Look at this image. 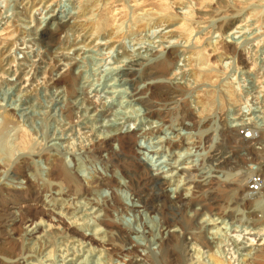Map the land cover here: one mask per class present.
Here are the masks:
<instances>
[{
    "label": "rangeland",
    "instance_id": "374dc122",
    "mask_svg": "<svg viewBox=\"0 0 264 264\" xmlns=\"http://www.w3.org/2000/svg\"><path fill=\"white\" fill-rule=\"evenodd\" d=\"M22 1L23 0H0V20L3 21L2 23H0V26H2V28H5V30L0 31V51L4 52L1 59L2 58L4 59L5 57H7V59H12V58L15 59V63L14 65H12L13 68H11V70L9 69V72H11V74L7 73L4 75V77L5 78L7 77L8 79L7 80L0 79L1 81L0 106L3 107L5 105L6 106L12 105V103H14V105L12 106L19 109V110L16 109L14 111L17 113V116H19L20 118L23 115L24 112L23 108L25 107L26 104V102L24 103V101L27 99L28 103L26 106L27 107L31 106L30 109L28 110L31 111L32 115L31 114H29L28 116L23 115L25 117L24 118L25 120L22 119L23 116L21 117V119H18L17 117V121L9 122L7 124L6 121L7 118L3 115V112L0 109V181L1 182L3 181V183H7V184H12V183L17 184V182L20 181V178H21V182L24 180V176H20V175L18 176L15 173V167H17V165L20 164V162L24 159V157H26L29 160L30 162L29 165H31L30 167L32 168V169L30 168V171L28 170L27 173L32 172L36 175L37 181L39 182L44 181V178L46 179L49 177L48 169H50L49 168L50 166L48 164L49 162L47 161L45 154L46 155L59 154L63 158V163L65 164V166L69 167L68 169L73 172V175L74 173H76L74 171L75 167L78 169L79 171L78 173H80L79 178L82 177L81 174H84L83 175L84 177H82L81 179L87 178V176L90 177V175L94 174V172L97 169H98L97 171L103 170L105 172L104 165L98 160V158L96 157L97 158L96 159L94 158L95 156L92 157L90 154H87L88 148H91L92 145L95 144V142L101 139H106L107 137L112 135V133L113 134L116 133L118 131V128H120V126H124V129L130 127L131 131H136L139 128H144L148 124L147 123L148 118L144 117L146 116L145 111H147L148 106L144 103L142 104L137 101H132V98L129 97V95H127L130 92H133V87H132L133 84H131V82L128 81V77L123 75L122 74L123 72H121L127 60L124 57H128V55H130V57L136 56V58H138L139 56L140 58V56L142 55V58L145 61H149L151 59L153 60L154 57L156 58L159 55L160 51H161L160 54H162L161 47L163 46V44L164 46L172 45V44L181 45L180 46L181 52L179 53L180 58H178L179 61L177 60V66H176L177 69L179 68V70H177L179 72L175 70L173 72L164 73L166 74L165 77L169 78V81L171 80L170 81L171 84L170 83L166 84L165 85L166 87L164 86V88H167L168 89L167 91L169 93L170 92L177 94L180 93L181 95L180 97L185 101H187L188 104L187 113L181 112L183 116H187V117L190 116V111H189L190 108L192 106H197L200 118L203 123L201 129H202V138L204 142L207 140V137H210L211 139V141H209V144H212L213 139L214 140L216 139L215 144L216 142H220L222 139H224V135L222 133L224 128L225 127L232 128L234 125L236 126L237 123L238 124L240 123V119H238V117H240L241 114L245 116L244 112H245L246 93L245 91L240 90L238 83L239 81L242 82V80L240 79L242 75L239 72L240 70L235 72L236 68L234 70L235 66L232 64L233 59L232 60L224 59V61L222 62V58L225 57L226 53H228L227 51L233 50L232 47H226V43L229 44V40L230 41L238 40V42H241V40H244V38L250 40L249 43L248 42L243 44L239 43L240 47H242L243 49L245 48L244 50L245 52L247 53L249 52L250 56L253 55L252 53L259 51L261 52V54H264V0H247V1L231 0L234 3V5L230 7L231 9L230 11L232 13L228 12L227 14L240 16L241 19L243 18L245 19V16L248 18L249 16V19H247L246 21L243 20L246 23L245 29L243 31H247L246 32L247 34L245 33L244 36L241 37L242 39L238 38L241 33H235L234 35L237 36L235 39L233 38L234 35L232 37L230 36L226 37V39H223V37H221V34L227 30L226 24L227 22L230 21L229 19L231 17H229V19L227 18L224 19L223 16H225L226 14L220 12L214 14L213 18H209V19L206 18V20H204L203 22L199 24H195L194 30L190 35L181 34L179 35V37H176L175 39L174 38L164 39L165 33L163 29L165 28V26L159 25L158 18L160 15L158 14L163 11V8L167 2H174L171 8L169 9L170 12L185 13L187 11L188 12L193 11L192 9L196 10L197 9L196 7L203 8V6L205 5L209 6V4L213 6V4L217 0H191V1L184 0L182 5L179 4L177 0H55L54 4H56L57 11L59 12V17L60 14L61 17L62 15L63 17H66V15L68 17L72 13H73L72 15H77L78 13H81L84 8L88 9V14L86 15L87 18L85 17V20L86 21L88 20L87 22L90 24V26L96 25V27H98V24L103 25L102 30L96 28V30L94 31V35L92 36L93 38L97 34L103 32H106V34H108V32H111L113 33V36H118L120 33V35L118 36L120 42L117 43V45H115L114 47L111 46L94 47L93 46L94 44H91L86 47L85 44H83L82 41H80L82 38V34L76 33L74 31L61 32L60 34H57L55 36L56 39L54 38L53 42L45 41L44 38L40 36L39 34L40 32L38 28L39 26H41V23H43L46 17L48 16V9L50 7L45 8L43 6H39V7L36 6L37 8L34 7L35 8L34 9L33 6L29 5L28 8H25L24 4H21ZM249 6L250 8H248ZM243 21L241 23L244 24ZM251 25L252 26L254 25L256 30L254 29V26L251 27ZM258 27L259 30H257ZM157 30L159 33L157 32ZM247 36H249L250 39H248ZM198 37L200 42H198L197 40ZM100 41L103 42V39L101 38ZM80 45L82 46V48L84 46L85 49L81 48L82 49V50L80 49L81 51L80 50L77 51V48H79ZM194 46L195 47L200 46V47L194 50ZM90 49H92V51H90ZM93 49L96 52L93 51ZM123 52H125L126 54H122ZM245 52L243 53V56H246ZM62 54L67 55L69 58H63ZM85 54L89 55V58ZM13 55L15 57H13ZM83 56H87L86 57L87 60H83L82 59ZM92 56H94V58H92ZM151 56L154 57L152 58ZM159 57L162 58V55H159ZM239 57L237 61L241 60ZM117 58L119 59L122 58L121 62ZM7 59L5 60V63L6 61H8ZM68 60L72 62H77V64L76 65L73 64L72 66L69 65L67 66ZM5 63H4L5 68H10V65ZM54 65L57 66L55 68H52ZM21 66L24 68H22ZM223 66H225V68ZM12 69L14 70L16 69L18 71L17 73L18 75L22 74L23 72L28 73L25 76V78L28 79V82L26 83L25 87H27L30 82H32L33 85L31 84L29 86V89H27L28 87L22 89L23 91L21 92L14 91L13 95L7 92L6 89H8L10 86L8 85V83L15 81L18 76L17 74L14 75V70ZM256 70L257 69L253 70V72H255ZM243 71L245 70L243 69ZM260 72L262 74V77H264V68ZM36 76L38 77V79H36L37 78ZM62 78H65L66 80L69 81H64ZM55 79L59 80V84L56 85L52 84V82L55 81ZM3 80H5V82ZM138 84L141 85L143 84V82L138 81ZM180 84L186 86L183 87L175 86ZM114 89L116 91H114ZM151 92L152 91H149V93ZM7 93H9V95ZM50 93L51 94L53 93L51 95V98H50ZM52 96L55 98L56 97L57 98L60 97V98L57 99L58 101L51 102ZM79 98H81L80 99L81 101L79 100ZM163 98H165V96L156 95L155 98L151 99V104L154 106L153 110H155V112H158L160 111L161 108H164L163 106L164 103L162 102ZM79 102H81V105H79L80 104ZM15 103H17L18 107L17 105H15ZM164 114L165 112L162 115L164 116ZM30 115L31 117L29 118ZM49 115L50 117L48 118L47 116ZM50 118L53 119L51 120ZM23 129H26L29 134V143L25 147H23L20 142V135ZM138 144L139 147L140 144L143 147H146L148 146V140H144V138L141 137L138 140L137 145ZM114 146L116 148H119V143L117 141L114 142ZM129 152L131 151L128 150L126 153L128 154ZM131 154L132 152L129 154V156ZM80 163L84 165H81ZM219 175L221 174L219 173ZM121 192L125 195L127 191L126 192L121 191ZM231 192H232L231 188L226 187V189H222L220 200L224 201L223 203L218 204V202L215 201L216 199L210 202V200H206V195L203 194L202 197H200V199H196L195 201H193V203L187 205H190L191 207V205L194 204L193 209L195 207H200V208L202 207L201 209L202 211L204 210V212L209 210L215 211V209L217 210L218 208L221 211H228L229 207L231 206L235 207L236 205L235 203H233V205L231 206L229 205L232 203L230 201ZM107 193L109 194V191H107ZM214 197L216 198L215 193H214ZM42 198L44 199L45 197L42 196ZM48 200L49 199H47V201ZM128 202H131V199L129 197H128ZM257 202L258 204L261 203V205H257ZM76 203L78 205L83 204L79 200H77L75 204ZM169 205L171 206L172 204L169 203ZM262 206L264 208V194H263V198L256 199L254 201L245 200V210L242 207L239 208L242 211H245L243 216L248 217V215L250 214L246 212H249L252 215L254 214V212H259ZM146 211L144 209L142 213L133 212L130 214V216H128V218L131 221L134 219L133 223H130V225H132L135 230V232H132L130 234V239L135 245H137L136 246L137 252L142 256L143 254L151 255L150 253L153 251L155 255L152 252V256L159 257L163 249V245L161 243L153 240L156 238L154 237L153 234L147 235V233L145 234L143 233V230H146L144 228L145 227L144 224H147V226L151 228L155 224L158 225V223L159 225L161 224L163 228H165L166 226H169L171 229L179 228L180 231L174 232L173 235L169 236L168 238L171 241V244L173 243L181 244L182 241L184 242L183 237L185 238L188 237L190 238L191 236L193 237V233L198 232L200 230V227L195 226L196 224L201 226L202 224H205L211 220L206 215L207 212L205 214L203 213L202 215H198L197 217H193V218L170 219V218H165V215L163 213L161 214L158 212L149 213V211L147 213ZM82 212H83L82 209L80 211L71 212L72 217L66 218V222L68 221V224L71 225L73 221L74 222L77 221L78 223L77 227L78 228L80 227L79 230H81V232L86 233L88 231L87 232L88 234L93 233L95 237L98 236L97 238L107 235L105 234L106 232L103 233L106 228H109L107 230L116 231V228L114 227V225L111 224L112 222L110 221H113L114 223L117 217H115V215L113 214V212H111V210L109 212L110 220L107 221L108 226L98 223L97 221L98 218L95 215L96 213L85 216L84 213ZM128 213H125L123 215L121 214L120 219L122 220L123 217ZM15 215H18V212ZM92 215L96 217H93ZM240 216L242 215H239L238 217ZM83 217L85 219L87 217L88 218L87 220H83L84 219ZM49 218L50 217L48 215H45V213L43 214L39 213L37 215L35 220L38 219L37 221H41L42 224H44L40 229L41 233L44 232L46 233V229H48V226L45 225L48 224L49 220L47 221V219ZM55 218L57 217L55 216ZM245 219L247 218L245 217ZM116 220H118V218ZM209 223L210 222H208L207 224ZM29 225L30 223L28 222H26V224L25 222L22 224L23 233L24 231H26V229L30 230L31 228H33L32 226H34L35 224H33L30 227ZM71 226H75V225L72 224ZM260 226L264 227V225H260ZM102 228H104V230ZM153 228L155 229V227ZM213 230H215L213 225H207L205 229L207 235ZM217 230L219 229L217 228L216 231ZM239 230H241V228H239ZM181 232H184L183 236ZM232 233L233 232L229 231L228 234H232ZM38 234L40 233H36L35 235ZM61 235H63V237H59V236L57 237L58 240L56 242V245H54L53 247V250L50 255L51 257L48 255H45V257L43 256V258L38 257L37 260L35 259L36 261L34 260L35 262L33 261V264L35 263L36 264H120V263L123 264L124 258L125 259L129 258V256L114 255L113 257L114 261L109 262L107 261L108 259L106 257L105 259L103 258L105 251L104 252L99 251V249H101L102 246L100 247L97 246V248H95L94 251L93 249H91L94 248L93 247L94 245L93 246L81 245L80 247V244H78L77 241L72 242L73 239H71V237L70 238L68 237L72 235L71 230H65L63 233H61ZM197 236H198L197 239L199 241L204 240V239L202 240V238L199 237V234H197ZM107 237L108 235L104 236L103 238L107 239ZM227 238H228L227 241L229 243H232V241L229 240L232 239V236L229 235ZM135 240H137V242ZM25 241L29 242L26 239ZM185 243H186V239H185ZM199 245H200L199 246L200 250L198 249L194 252L193 249L192 254L197 259L200 258L199 256H203V259L200 260L201 262L202 260H204L206 264H214L213 259H215V255L217 254H218L217 256H220V255H225L228 252V257H230V255L232 254L231 256H236L234 257V259H236L240 252L236 250V248H233L232 250L231 246L223 247L224 243L219 248H215V249L213 248L208 252H204L206 251V249L205 250L203 249V246H201L202 243H199ZM81 249L84 250L82 251ZM6 251H7L6 249L0 248V256H2V258L4 257L6 258V259L4 258L5 261L3 259L4 264H8L7 259L10 258L9 257L10 255L5 254ZM23 252H25V250ZM13 253L14 254L19 253L20 255L21 250H16V252ZM27 253L28 251L26 252V254ZM211 253L215 254L214 258L213 256L208 257L209 254ZM178 254L180 255V262L182 261L183 264H191L190 263L191 261L187 258L186 253L178 252ZM205 256L208 258H206ZM72 258L74 263L70 261V259ZM64 259H66V261H64ZM184 259L186 260L184 261ZM159 261H160L159 264H165V262L162 261L160 257H159ZM237 262L238 261H236L235 264L239 263ZM256 262L258 264H264V259L258 258ZM149 264H157V263L150 262Z\"/></svg>",
    "mask_w": 264,
    "mask_h": 264
},
{
    "label": "bare ground",
    "instance_id": "6f19581e",
    "mask_svg": "<svg viewBox=\"0 0 264 264\" xmlns=\"http://www.w3.org/2000/svg\"><path fill=\"white\" fill-rule=\"evenodd\" d=\"M177 1L181 5L184 2V0H177ZM189 1H191V0H189ZM242 1H247V0H242ZM54 2H55V0H23L21 3V4H24L25 8H28L29 5L33 6V8L36 6H38V7L43 6L45 8L50 7L48 9V16L46 17L45 21L43 23H41V26H39V28H38L39 32H40L39 33L40 36H42L45 41L53 42L54 38L57 34H60L61 32L74 31L76 33L82 34V38L80 41H82V43L85 44L86 47L91 45V44H94L93 45L94 47H98V46L114 47L115 45H117V43L120 42L118 39V36L120 35V33L118 36H113V33H111V32H108V34H106V32H103V33L97 34L94 38L92 37L94 35V31L96 30V28H99L102 30L103 25L98 24V27H96V25L90 26V24L87 22L88 20L87 21L85 20V17L88 14L87 8H84L83 11L81 13H78L77 15H72L73 14L72 13L71 14L72 16L70 15L67 17V15H66V17H63V15H62V17H61V14H60V17H59V12L57 11L56 4H54ZM56 3H57V1H56ZM173 3L174 2H167L163 8V11L158 14V15H160L158 18L159 19V25L165 26V28L163 29V31L165 33L164 39H166V38H174L175 39L176 37H179V35H181V34L190 35V34H192V32L194 30L195 24H199V23L203 22L204 20H206V18H208V19L213 18L214 14H216L218 12L226 14L225 16H223L224 19L225 18L229 19V17H231L229 19L230 21L227 22V24H226L227 30L226 31L224 30L225 32L221 34V37H223V39H226V37H229V36L232 37L235 33H241L240 36L238 37V38H241L247 32V31H243L245 29V26H246V23L243 20L246 21L247 19H249V16H248V18L245 16V19L244 18L241 19L240 16H234L232 14H227L228 12H231L230 7L234 5V3L231 0H217L213 4V6H211L209 4V6L205 5V6H203V8L196 7L197 11L192 9L193 11H191V12L187 11L185 13H182V12L172 13V12H170L169 9L171 8ZM245 6H247V5H245ZM177 7H179V6H177ZM248 8H250V6ZM248 8H247V10H248ZM29 9H31V8H29ZM179 9H182V8H179ZM176 11H178V10H176ZM251 15H252V12H251ZM2 17H4V16H2ZM214 18H216V17H214ZM219 18H221V17H219ZM242 21L244 22V24L241 23ZM2 22L3 21L0 20V23H2ZM253 26L251 25V27H253ZM254 29H255V26H254ZM1 30H5V28H2V26H0V31ZM165 30H167V31H165ZM257 30H259V27L257 28ZM260 31H261V29H260ZM157 32H158V30H157ZM249 36H247L248 39H250ZM236 37L237 36H235V35L233 36L234 39ZM101 38L103 39V42L100 41ZM24 39H25V37H24ZM30 40H32V39H30ZM76 40H78V39H76ZM197 40H198V42H200L199 37L197 38ZM249 41L250 40H247L245 38H244V40H241V42H238V40L237 41H235V40L230 41L229 40V44L226 43V47H232L233 50L230 49L232 51H227L228 53H226L225 57L222 58V62L224 61V59H230V60L233 59L232 64L235 67L233 65L232 66L234 67V70L236 68L235 72L240 70L239 72L241 73L242 76L241 77L239 76V77L242 80V82H245V78H243V75H247L248 77H250L251 75H255L256 79H254V80L252 79L253 84H255L256 86L260 85V86L264 87L262 85V82H260L262 75L260 72H258V69L262 70L263 67L260 68V67L256 66V65H258L257 62H258L259 57L255 58V57H253L254 55L250 56L249 52L248 53L245 52L244 51L245 48L243 49L239 45V43H242V44L247 43V42L249 43ZM259 41H261V40H259ZM148 42H149V40H148ZM14 43H16V42H14ZM76 44H78V43H76ZM169 44H170V42H169ZM80 46H79V48H77V51H79L82 48V46L81 47ZM180 46H181L180 44L179 45L172 44V45H167V46L166 45L164 46V44H163L162 47L160 46L162 48V54H160L161 51L159 53V55H162V58H160L161 56L159 57V55L156 58L154 56H151L152 58L153 57L154 58H153V60L151 59L149 61H145L142 58V55L140 56V58L138 55H137L138 58H136V56H134L135 58L130 57V55H128V57H124L127 60H126V64L124 63L125 65H124V68H122L121 72H123L122 74L127 76L128 81L131 82V84H133V86H132L133 92H130L127 95H129V97L132 98V101H137V102L142 103V104L144 103L148 106L147 111H145L146 116H144L146 118H149L150 114L153 111L155 112V110H153L154 106L151 104V99L155 98L156 95L165 96V98H163V101H162L164 103L163 104L164 108H161L160 111L155 112V113H159V115L163 116L162 114L164 112H168L169 110L171 111L175 107H179L180 113L181 112L187 113V105H188L187 101H185L184 99H182L180 97L181 96L180 93L179 94L171 93V92L169 93L167 91L168 89L164 88V86L166 84H169L171 81V80L169 81V78L165 77L166 74H164V73H169V72H173L175 70L176 71L179 70V68L177 69L176 66H177V60L179 61L178 58H180L179 57V55H180L179 53L181 52ZM202 46H204V45H202ZM186 47H188V46H186ZM199 47L200 46H196V47L194 46V50H196ZM83 48H84V46H83ZM90 51H92V49H90ZM93 51H95V50L93 49ZM153 52H154V50H153ZM244 52L246 53V56H243ZM3 54H4V52L0 51V79H6L7 80L8 78L7 77L5 78L4 75L7 73L11 74V72H9V69L11 70V68H13L12 65H14L15 59H13V58L7 59V57H5L4 59L3 58L1 59ZM122 54H126V53L123 52ZM144 54H145V52H144ZM85 55H87V54H85ZM239 55H240V57H239ZM7 56H9V55H7ZM87 56L89 58V55H87ZM87 56H83L82 59L87 60L86 59ZM13 57H15V56L13 55ZM62 57L63 58H69L67 55H64V54H62ZM238 57L241 60L237 61ZM92 58H94V56H92ZM6 59L8 61H6V63H5ZM117 59H119V58H117ZM121 59H119L120 62H121ZM239 61H240V63H239ZM263 61L264 60L261 59L260 62L262 63ZM4 63L10 65V68H5ZM73 64L76 65L77 62H72V61L68 60L67 66L68 65L72 66ZM82 64H83V62H82ZM23 66H24V64H23ZM56 66L57 65H54L52 68H55ZM223 67L225 68V66H223ZM22 68H24V67H22ZM240 68H243L245 71H243V69H240ZM254 68L257 69V71L253 72V70H255ZM12 70H14V69H12ZM93 70H94V68H93ZM177 72H179V71H177ZM228 72H230V71H228ZM17 73H18V71L15 69L14 75H16ZM27 74L28 73H25V72H23L20 75L17 74L18 75L17 79L13 82L10 81L11 83H8V85H10V86L8 89H6L7 92H9L10 94L13 95L14 91L21 92V91H23L22 89H25L27 87H28L27 89H29V86L32 84V82H30L29 85L27 87H25L26 83L28 82V79L25 78V76ZM36 79H38V77ZM62 79L64 81H69V80H66L65 78H62ZM3 81L5 82V80H3ZM138 81H140V82L142 81L143 84L139 85ZM239 82H241V81H239ZM0 83H1V81H0ZM52 84H55V85L59 84V80L55 79V81H53ZM112 84H114V83H112ZM173 84H176V83H173ZM175 86L183 87L186 85L180 84V85H175ZM240 86H241V90H245V89H243L242 84H240ZM65 89H66V87H65ZM114 91H116V90L114 89ZM117 91H120V90H117ZM149 91H152V92L149 93ZM260 91L262 92L263 90H260ZM58 92H60V91H58ZM58 92H57V94H58ZM61 92H62V89H61ZM9 93H7V94L9 95ZM52 94L50 93V98H51ZM19 96H20V94H19ZM248 96H250V93ZM57 97H58V95H57ZM57 97L55 98L52 96L51 102L58 101L57 99H59L60 97L59 98H57ZM62 97H63V95H62ZM259 97H260V95L257 98H256V96H254V97H252L253 98L252 100H254L256 102V104H260V103L264 102V98H263L264 94L262 95L263 99H261V101H259ZM80 99L81 98H79V100ZM79 100H77V101H79ZM25 102H26V104H25L26 108L25 107L23 108V111H24L23 115L28 116L29 114H31V111L28 110V109H30L31 106L30 105H28L30 107L26 106L28 103L27 99L24 101V103ZM17 103H15V105H17ZM79 103H80L79 105H81V102H79ZM34 104H36V103H34ZM12 105H14V103H12ZM12 105H7V106L5 105L6 107L0 106V109L3 112V115L7 118V120H6L7 124L9 122H13V121L15 122V121H17V117H18V119H21V117L23 116L22 115L19 118V116H17V113L14 111L17 108L12 106ZM20 106H22V105H20ZM17 107H18V105H17ZM19 108H21V107H19ZM56 108H58V107H56ZM17 110H19V109H17ZM53 110H54V107H53ZM189 111H190V116H193V113L191 112V110H189ZM39 114H40V112H39ZM31 115L29 116V118L31 117ZM24 116L22 119L25 118ZM190 116H188V117H190ZM47 117L49 118L50 115ZM52 117H55V116H52ZM185 117H187V116H185ZM244 117L245 116L243 114H241L240 117H238V119H240L239 124L237 123L236 126L232 125L233 126L232 128L231 127H225L224 130L222 131V133L224 135V139H222L220 142L217 143V147L215 148L216 152L214 154L213 162L216 164V167L220 168V169H218L217 174L219 175V173H220L222 175H225V179L223 180L225 183H216L213 186L215 194H216V198L214 197V193H207V195L205 194L208 198L207 200H210V202H212V200L214 201V199H216L215 201L218 202V204H219V203L224 202V201L220 200V195H221L222 189H226V187L231 188L232 192L230 193V197H231L230 201L232 203L229 205L231 206V205H233V203H235L236 204L235 207H232V206L229 207L228 211H221L219 208L217 210L215 209V213L212 215L217 216L218 218L216 220L213 219V220L208 221V222H210L209 224H207L208 222L205 224H202L201 226L196 224L195 226L200 227V230L198 232L193 233V237L192 236L190 238L189 237L188 238L183 237L184 242L182 241L181 244H177V243L171 244V241L168 238L169 236L173 235L174 232L180 231L179 228L178 229L177 228L171 229L169 226H166L165 228H163V226L161 224L159 225V223H158V225H156V224L153 226L151 225L152 226V228H151V227L147 226V224H144V226H145L144 228L146 230H143V233L144 234L147 233V235L153 234L154 237H156V238L155 239L152 238V239L163 245V249L161 251L162 253L160 254L159 257L162 259V261L165 262V264H183L182 261L180 262V255L178 254V252L179 253H181V252L186 253L187 258L191 261L190 262L191 264H206L204 260H202V262H201L200 258L197 259L192 254L193 249H194V252L196 250H198L200 248L199 243H202L201 246H203L204 250L206 249V251L203 250L204 252H208L215 247L219 248L220 246H222V243L227 242V240H226V238H224V236L228 237L229 235L232 236V239H229L232 241V243L227 242L226 244L223 245V247L224 246H231L232 250H233V248H236V250L240 251L238 257L236 259H234V257H236V256H231L232 254L230 255V257H228V252L225 255L217 256L218 254L215 255V254H213L214 253L213 252V253L209 254V256L208 255L207 256L208 257L213 256V258H214V255H215V259L211 258L214 260V264H235L236 261L239 262V263L237 262L238 264H258L256 262V260L258 258L264 259V227L260 226V225H264V208L262 206L261 209L259 208L260 209L259 212H254V214H252V215H251V213L246 212V213L250 214V215L247 214L248 217L245 216L247 219H245V217L243 216L245 211H242L239 208V207H242L245 210V200H246L245 199V184H246V180H247L246 178L248 175V172L245 169V137H242V134H241L242 131L245 130V119H244ZM201 123H202V120H201ZM231 124H233V123H231ZM202 125H203V123H202ZM32 129H33V127H32ZM34 133H36V132H34ZM43 134H45V133H43ZM55 135H57V134H55ZM147 135H148V130H147L146 126L144 128H139L136 131H131L130 127L124 129V126H120V128H118V131L116 133H114V134L112 133V135H110L106 139H101V140L95 142V144L92 145L91 148H88L87 154H90L92 157L95 156L94 158L97 157L98 160L104 165L105 169L104 168L103 169L105 170V172L103 170L97 171L98 170L97 169L94 172V174L90 175V177L86 175L87 178H84V179H81L82 177H84L83 176L84 174H81L82 177L79 178L80 173H78L79 171L76 167L74 170L76 173H74V175H73V172L68 169L69 167L65 166V164L63 163V158L59 154H47V155L45 154V157H46L47 161L49 162L48 164L50 166V167L48 166L50 168V169H48L49 170V172H48L49 177L46 179L44 178V181L39 182L36 180V175L34 173H32V172L27 173L28 170L30 171L31 165H29V163H30L29 160L26 157H24V159L20 162V164L17 165V167H15L16 175L24 176V180L21 182V178H20V181L17 182V184H14V183L7 184V183H3V181L2 182L0 181V248L6 249L7 251L5 254L10 255L9 256L10 258L7 259L8 264H33V261L35 259L37 260L38 257L43 258V256L45 257V255L50 256L51 252L53 250V247H54V245H56V242L58 240L57 237L58 236L63 237V235H65V234L61 235V233H63L65 230H71L72 235L68 236V237L69 238L71 237V239H73L72 242L77 241L78 244H80V247H81V245H92V246L94 245L93 246L94 248H91L94 251L95 248H97V246L98 247L102 246L101 249H99V251H101V252L105 251L103 258L105 259V257H106L108 259V260L107 259L106 260L109 262L114 261L113 260L114 255L115 256L124 255V256H129V258L128 257H127L128 259L124 258L123 264H149L150 262H155V263L159 264V262H160L159 257H157V256L153 257L152 256L153 251L150 253L151 255L143 254V256L137 252V248H136L137 245H135L130 239V234L132 232H135L134 227L130 224L129 225L124 224L121 219L119 220L120 221L119 223L117 221H115L114 223H113V221H110V222H112L111 224L114 225V227L116 228V231L107 230L109 228H106L104 230V228H102L104 230L103 233L106 232L105 234L108 235L107 239L103 238L104 236H107V235H104L102 237L97 238L98 236L95 237V235L93 233L88 234V233L81 232V230H79L80 227L79 228L77 227L78 226L77 221L76 222L73 221L71 223V225L74 224L75 226L69 225L68 221L66 222V218L72 217L71 212L80 211L79 208H82V211H84V209H87V208H84L83 205L77 206L75 204V202L77 200H79L81 202L84 201L83 202L84 205L86 207H89V209H92V211L96 210V211L103 212V214H102L103 217H100V219H99L100 221H98V220L97 221H98V223H101L102 225H105V226H108L107 221L110 220V215H109L110 210H111V212H113L114 215H115V213L118 215H121V214L123 215V214L128 213V212L142 213L145 209V211L148 210L149 213H153V212H155V213L158 212L160 214L163 213L165 215V218H170L166 213V212L172 211L168 208V207H170V205L168 202H165V199H163L159 193V192H162V188H161L162 187V180L159 177L160 174H156V173L152 172L148 168V166L143 162L141 155L140 154H139V156L137 155V152L139 153V150H141L140 148H137L138 140L141 137L146 138ZM47 136H49V135H47ZM55 138H57V137H55ZM63 138H61V139H63ZM116 141L119 143V148H116L114 146V142H116ZM20 142H21V145L23 147H25L29 143V134H28V131L26 129H23V131L20 135ZM128 150L132 152V154L130 156H129V154L131 152H129L128 154L126 153ZM136 150H137V152H136ZM86 158H87V156H86ZM88 158H89V155H88ZM88 158H87V160H88ZM81 165H84V164H81ZM81 170H83V169H81ZM125 189H127V191L130 193L131 197H133V199H134L131 206H125L123 204V198L118 194V190L122 191ZM101 191H104L103 192L104 194H100ZM107 191H109V194L107 193ZM263 194H264V192H262L261 196H263ZM42 196L45 197L44 198L45 200L42 198ZM47 199H49V200L47 201ZM262 202H263V200H262ZM257 205H261V203L258 204V202H257ZM258 207H260V206H258ZM15 211L18 212V215H15L17 213ZM148 211H146V212L148 213ZM39 213L40 214L45 213V215H48L50 217L49 219H47V221L49 220L48 224L45 225V226H48V229H46V233L40 232V229H41L42 225H44V224H42L41 221H37L38 219L35 220ZM86 214L91 215L92 212H87ZM97 214L98 213H96L95 215H97ZM204 214H205V212H204ZM239 215H242V216L238 217ZM55 216L57 218H55ZM75 217H77V216H75ZM87 218L86 219L84 218L83 220H87ZM170 219H172V218H170ZM81 220H82V218H81ZM52 221H53V223H52ZM24 222H25V224H26V222L30 223L29 227L32 226L33 224H35V225L32 226L33 228H31L30 230L26 229V231H24V233H23L22 224ZM207 225H215L214 229L218 228L219 230H217L215 234L212 231L207 235V232L205 231ZM153 227H155V229ZM239 228H241V230H239ZM201 229H204V230H201ZM154 230H155V233H154ZM218 231H220V233ZM229 231H231L233 233L228 234ZM36 233H40V234L35 235ZM181 233L183 236L184 232H181ZM205 233H206V235H205ZM197 234H199V237H201L202 240L203 239L204 240L199 241L197 239V237H198ZM65 238H66V236H65ZM25 239L28 240L29 242L25 241ZM185 239H186V243H185ZM135 241L137 242V240H135ZM25 242H27V243H25ZM72 245H70V246H72ZM148 245H150V244H148ZM149 249H151V248H149ZM16 250H21V254L20 255H19V253L14 254L13 252H16ZM24 250H25V252H23ZM81 250H79V251H81ZM27 251H28V253L26 254ZM69 253H71V252H69ZM153 254H154V252H153ZM58 255H59V253H58ZM72 255H73V252H72ZM199 257H201V256H199ZM208 257H206V258H208ZM4 258H2V256H0V264H4L3 263ZM5 259H4V261H5ZM185 260L186 259H184V261ZM64 261H66V259H64ZM70 261L73 262V258L70 259Z\"/></svg>",
    "mask_w": 264,
    "mask_h": 264
},
{
    "label": "built area",
    "instance_id": "2783aa9c",
    "mask_svg": "<svg viewBox=\"0 0 264 264\" xmlns=\"http://www.w3.org/2000/svg\"><path fill=\"white\" fill-rule=\"evenodd\" d=\"M252 54L255 58L259 57L258 65L256 66L264 68V61L260 62L261 59L264 60V54H261L260 51ZM260 71L262 70L258 69V72ZM243 78H245V82H239V87L241 90L240 84H242L245 90L241 91L246 93L245 130L241 133L242 137H245V169L248 172L245 184V198L248 201H254L263 198L261 195L264 191V102L256 104L252 97L256 96L257 98L260 95L259 101H261L264 87L253 84L252 81L256 79L255 75L250 77L245 75ZM260 82L264 86V77L261 78ZM260 90L263 91L261 92ZM249 93L250 96H248ZM190 110L193 113V116L190 117L182 116L179 107L165 112L164 116L153 111L147 120L148 135L144 138V140H148V146L143 147L140 144L139 147L138 144L137 148L141 150H139V153L136 150L137 155H141L143 162L148 168L152 172L160 174L162 192L159 193L165 199V202L172 204L168 207L172 211L166 212L172 219H186L202 215L204 213L201 209L202 207L193 209L194 204L191 207L187 204L200 199L203 194L215 193L213 186L216 183H225L223 181L225 176L217 174L220 168L216 167L213 162L218 142L215 144L213 139L212 144H209V141H211L210 137H207L205 142L203 141L202 123L197 106H192ZM122 191L126 192L127 189ZM103 192L101 191L100 194H104ZM118 194L123 198L125 206H131L133 198H131L128 191L126 192L127 195H124L121 190H118ZM128 197L131 202H128ZM76 205L81 206L77 203ZM82 205L87 208L83 211L85 216L90 215L86 214L87 212H92V214L98 212V215H96L98 221H100V217H103V212L92 211L84 203ZM81 209L79 208V210ZM131 213L133 212L123 217L122 221L124 224L133 223L134 219L131 221L128 218ZM205 213L211 220L218 218L212 215L215 211L209 210L205 211ZM93 217L95 216L93 215ZM115 217L118 218L115 221L119 223L121 215L115 213ZM218 232L220 233V231ZM213 233H216V229L213 230ZM224 238L228 239L226 236ZM200 259H203V256Z\"/></svg>",
    "mask_w": 264,
    "mask_h": 264
}]
</instances>
